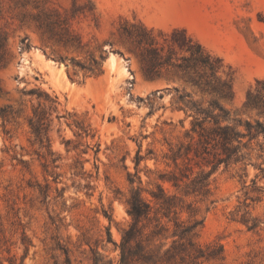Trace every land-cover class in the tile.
I'll return each instance as SVG.
<instances>
[{"label": "rangeland", "instance_id": "obj_1", "mask_svg": "<svg viewBox=\"0 0 264 264\" xmlns=\"http://www.w3.org/2000/svg\"><path fill=\"white\" fill-rule=\"evenodd\" d=\"M138 23L160 41L159 31L185 29L223 61L228 123L264 121L242 106L264 81V0H0V264H117L137 177L145 191H173L157 175L189 141L186 105L205 109L216 97L178 76L147 78L142 47L125 34ZM35 108L46 112L53 155L31 133ZM254 148L221 164L205 197H182L194 215L179 219L203 220L186 264H264V153ZM160 244L162 255L171 239Z\"/></svg>", "mask_w": 264, "mask_h": 264}, {"label": "trees", "instance_id": "obj_2", "mask_svg": "<svg viewBox=\"0 0 264 264\" xmlns=\"http://www.w3.org/2000/svg\"><path fill=\"white\" fill-rule=\"evenodd\" d=\"M136 27L134 32L126 30L125 34L142 47V70L147 78L162 74L178 76L201 93L216 98L210 99L205 109L191 102L186 105L192 111L190 128L185 130V137L189 141L164 157L165 165L171 166L173 170L158 172L157 175L158 180L167 182L173 191L161 183L145 191L137 177L139 186L130 190L125 201L131 222L122 233L117 264H157L162 260L186 264L187 257L192 254L196 229L203 220L179 219L178 213L183 210L190 217L194 215V209L190 204H184L182 197H205L209 190V178L217 168L221 164L227 167L243 162L249 152L255 151L254 144L264 153V121L238 119L236 122L242 130L228 123L229 113L218 102L219 98H231L233 95L231 80L222 76L223 61L206 51L185 29L175 28L169 34L159 31L158 34L163 37L160 41L152 29H147L141 23ZM5 63V58L0 54V68ZM44 96L48 102L55 103L48 95ZM242 106L245 110L256 112L258 116H264V81H256L255 86L248 89ZM46 120V112L35 108L29 126L34 140L49 155H53L49 145V123ZM222 121L226 123L221 124ZM140 160L137 152L135 167ZM55 162V158L51 160V163ZM258 170L261 178H264V167L259 165ZM129 182L134 181L132 179ZM143 192H147L149 198H145ZM169 223L172 225L171 231L167 227ZM256 225L255 222L251 223L249 229ZM156 239H171L170 246L163 249L162 255L160 251L164 244L152 246ZM218 250L221 251V248L218 247ZM198 252L199 256L203 255L200 251L195 253ZM99 262L97 257L94 258L93 264ZM65 264H70L68 258Z\"/></svg>", "mask_w": 264, "mask_h": 264}]
</instances>
